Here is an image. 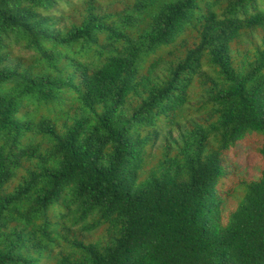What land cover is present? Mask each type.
Listing matches in <instances>:
<instances>
[{
	"label": "trees",
	"instance_id": "trees-1",
	"mask_svg": "<svg viewBox=\"0 0 264 264\" xmlns=\"http://www.w3.org/2000/svg\"><path fill=\"white\" fill-rule=\"evenodd\" d=\"M251 135L264 0H0V264H264Z\"/></svg>",
	"mask_w": 264,
	"mask_h": 264
},
{
	"label": "rangeland",
	"instance_id": "rangeland-1",
	"mask_svg": "<svg viewBox=\"0 0 264 264\" xmlns=\"http://www.w3.org/2000/svg\"><path fill=\"white\" fill-rule=\"evenodd\" d=\"M261 141L262 139L257 135L248 136L226 154V163L229 165L231 176L221 183L219 190L227 199L225 202L227 212L235 208L237 199L227 196L226 192H230V189L238 191V183L241 180H255L264 169V160L257 150ZM93 238L94 241L100 240L99 235H93Z\"/></svg>",
	"mask_w": 264,
	"mask_h": 264
}]
</instances>
